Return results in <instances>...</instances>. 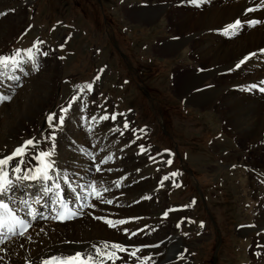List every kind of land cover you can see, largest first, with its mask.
I'll return each mask as SVG.
<instances>
[{"label": "rangeland", "instance_id": "1", "mask_svg": "<svg viewBox=\"0 0 264 264\" xmlns=\"http://www.w3.org/2000/svg\"><path fill=\"white\" fill-rule=\"evenodd\" d=\"M14 1L17 2L10 0L9 6L16 9L15 4L21 3L23 21L20 29L2 43L0 54L9 56L14 51L21 50L24 61L22 65L27 68L30 60L27 53L33 50L36 52L37 76L47 70L45 63L49 59L51 67L56 64L57 76L53 82V97L47 107V115H63L62 110L78 108L82 102L84 106H79L80 111L76 115H81L83 121L85 112L90 110L88 107H93L95 110L90 111L88 118L96 117L97 127L102 125L105 120L103 117H109L105 121L110 125L103 128L99 137L109 135L110 140H116L118 149L122 150L120 154H116L119 151L114 143L111 144L110 141L107 146H103L105 140H96L95 145L90 146L91 150L96 149V158L111 156L113 160L118 155L120 159H116V164L131 154L145 157L133 166L120 165L116 170L124 173L123 176L126 174L123 184L122 180L119 181L118 190L132 187L131 181L147 179L151 185L149 191L153 194L160 193L154 195V204L147 206L144 195L131 197L133 205L141 204L139 211L146 208V216L152 219L149 224H140L143 234L139 240L143 245L151 246L143 249V253L149 259L151 254L159 258L160 254L172 246L166 243L168 237L177 236L184 245L178 249L174 246L173 253L178 254L179 250L183 255L187 253L189 260L182 258L184 264H250V255L255 257L251 251L252 240L240 234V231L252 220L248 217H255L264 206V182L261 183L258 179V173L264 175V169L248 168V165L252 166V161H258V154L263 149L248 147V143L245 146L241 137L225 127L222 117L226 105L224 99L223 106L220 100L214 106V99L210 95V102L204 106L199 103L197 106V100L193 96L195 105L190 104L186 96L188 93L199 92L198 82H186L183 77L190 69L199 70L201 65L191 62V50L190 53L180 50L174 55H163L161 52V48L165 47L161 43L163 39L175 41L179 34L184 33H178L177 25L174 24L182 15L177 11L168 12L164 19L161 16L152 23L144 22L137 11L154 6V0ZM165 3L167 2L163 1L159 4L166 5ZM188 7L192 8L191 5ZM15 12L6 10L5 13L9 15ZM135 13L138 16L136 18ZM194 23L191 20L190 27ZM245 23L242 22V25ZM232 33L231 31L229 34ZM39 59L44 64L42 67L40 64V69ZM17 82L14 83L17 92H31V88L27 89L29 82H25L24 77H18ZM207 82L202 85H215ZM88 85H91L90 89ZM17 92L7 101V109L0 108V124H3V118L10 117L13 113L10 106L16 100ZM73 99V103L69 105ZM21 103L26 104L24 101ZM96 108L100 110L101 117L97 118ZM113 115L115 120L110 118ZM42 121L37 136L45 143L46 148L50 147L47 152H53L58 143L69 150L76 146L72 142L57 141L58 130L63 125L58 123L60 127L57 125L58 128L52 129L45 118ZM125 123L127 128L124 127ZM34 128L25 137L36 132ZM66 130L69 131L67 128ZM88 133L92 138L93 132ZM74 155H68L71 170L90 166L87 162L82 163V157L78 160ZM25 156L28 161V154ZM112 160L110 164L113 163ZM262 160L264 164V159ZM140 170L145 171L149 177L142 178L143 175L138 179L130 178V173L137 174ZM106 177L104 181L108 178ZM161 179H165L163 183ZM16 180L19 179L13 181L16 196H28L29 190L21 191L17 188ZM168 181L173 182L169 187H164ZM94 184L101 188L104 185L100 181ZM119 200L126 202L125 194H121ZM105 203L111 204L108 201ZM92 209L95 210V207ZM156 220L157 225L154 223ZM114 224L115 230L120 233L122 226ZM109 227L114 230L113 226ZM35 232L36 230L31 229L25 238L33 239ZM37 237L40 235L37 234ZM162 239L166 241L160 247ZM63 244L68 246L69 242ZM155 244L159 246H154ZM137 246L139 245H135ZM127 247L134 248V245ZM5 250H1L0 255L4 256ZM139 254L142 255L136 253V256H131V260H140ZM15 261L14 264H27L22 258ZM174 263L179 262L175 260Z\"/></svg>", "mask_w": 264, "mask_h": 264}, {"label": "bare ground", "instance_id": "2", "mask_svg": "<svg viewBox=\"0 0 264 264\" xmlns=\"http://www.w3.org/2000/svg\"><path fill=\"white\" fill-rule=\"evenodd\" d=\"M154 1L156 2L154 6L143 9L140 12L136 10L141 18H143L144 22L152 23L159 20L161 16L162 18H166L168 12L173 13L177 11V13L182 15L177 18L174 24L177 25L178 33H184L179 34L180 36L175 41L163 39L161 43H164L163 46L165 47L161 48L162 54L174 55V53L180 50L187 53L192 51L190 54L191 62L201 65H199V70L195 71L194 69H190L183 77L185 78L183 80H186V82L188 80L195 81V83L196 81L198 82L197 89H199V92H197L196 89V94L188 93L186 96L189 98L190 104L195 105V97L197 100L196 105L198 106V104L201 103L204 106L206 103L210 102V95L214 99V106L219 100L222 106L226 103L224 106L225 111L222 112L225 127L229 128L228 130L230 132L232 131L233 134L241 137L243 141H245V146L246 143H248V147L257 146L260 147V150L263 149V151H260V154H258V161H252V166L248 165V168L251 169L255 167L257 169H264L262 160L264 159V0H195V2H193V0ZM163 1L167 2L165 3L166 5L162 4L165 7L159 4ZM11 2L15 3L17 1L11 0ZM9 3L10 0H0V46L3 42L8 41L11 35H14V33L20 29L24 17L23 9L20 6L21 3L18 2L15 4L16 9L9 6ZM183 5L185 6L182 8L181 6ZM188 5H191L192 8H189ZM6 10L16 12L15 14L11 13L8 15L9 12L5 13ZM136 15L135 13V18L138 17ZM191 20L195 21L192 27H190ZM237 21L240 22L239 27L233 29L231 26ZM242 22L246 23L242 25ZM231 31L233 33L229 34ZM225 34L227 35L224 36ZM6 38L7 40H5ZM15 52L16 51H14V53ZM38 52L41 51L38 50ZM31 54L32 59L29 60L27 68L21 65L18 69L0 70V97L8 96L12 98V96L15 95L17 89H15L14 83L18 81L17 77L20 76L24 77L25 82H29L30 86H28L27 89L31 88L29 94L17 92L18 95L16 100H14L10 106L12 107L11 110L13 113L10 117L3 118V124H0V158L9 155L14 148L28 140H33L35 142L34 145L30 146L27 150L29 160L26 161V159L23 158L24 163L22 167L25 170L35 169L38 163L35 158L36 155L40 152H47L45 143L38 138L37 133L43 124L42 118H45L46 122L49 124V115H47L46 110L53 97V82L57 76V66L55 64L51 67L50 59L48 61L50 63H45L47 70L37 76L36 52L31 50ZM2 55L6 56L7 54ZM22 56L21 59H23ZM40 64L41 67L44 65L39 59V69ZM9 77H11V79ZM207 81L215 85L213 87L203 86L202 83ZM201 88L203 89L200 90ZM48 89H50V92H48ZM223 99L225 103H223ZM7 101L5 103L0 102V108L7 109ZM22 101L26 104L23 103L24 105H22ZM212 101L211 98V102ZM80 103L81 105H78V108H70L69 111L63 114L64 122L62 124L63 126L61 125L62 127L58 130L57 141L61 140L66 143H76L81 147L80 149L83 153L88 154L84 149L89 148L91 144L94 146L96 140H100L101 142L105 140L103 146L109 144L111 141L110 136L107 135L100 138L99 134L103 131L104 127H109L110 124L106 123L104 120L102 125L99 124L97 127L95 124V122H97L96 119H91L90 124H88L90 119L88 116L91 115L90 111L95 110L92 109L93 107H88L90 110L85 112V118H83L82 121L81 115H76L77 112L80 111L79 106H84V103ZM96 110L98 112L97 118L101 117L102 115L99 114L100 110L97 108ZM54 115L57 117L61 116L59 114ZM126 120H128V118H126ZM242 120L244 122H242ZM70 121H72L71 127L69 125ZM57 122H59L58 119L52 121L55 125L54 128L51 127L52 129H56L60 126ZM33 127H35L34 129L36 132L32 133L28 138L25 137L27 132L31 131ZM66 128L69 131H67ZM112 128L114 129V126ZM61 130L64 132L61 133ZM88 132H93L92 138L89 137L90 135ZM85 135H87V138H85ZM84 138L87 139V143H85ZM112 143L117 146V150L119 151V153L117 152L116 154H120L122 150L120 148L118 149L117 141L112 140L111 144ZM94 150L95 149L89 150L91 154L89 156L93 159L92 164L100 166V172H93L90 166L79 167L77 170L68 169V155L75 154L74 156L80 160L76 147L74 148L72 146L69 150L68 148L66 149L62 143H58L53 152H49L52 154L50 159L54 163L50 183H58L59 190H66V187L63 185V180H65V178H67V180L69 179L71 181L69 183L72 184V186L74 185V188L79 191L85 190L84 186L89 184L93 185L95 182L97 183V181L104 183L102 188L101 186L95 185L99 192V198L93 194L92 188L90 190L86 189V191L92 193L93 197L82 212L80 220L83 219V221L76 219L72 224L63 223L61 225L52 224L51 222H42L43 219L47 220L55 210V195L45 194V189L48 185L40 179H19L15 181L17 182L15 185L17 188L21 191L29 190V194L28 196L17 197L15 191H13L11 194L5 196L6 202H9L11 206L20 211H23L29 206L30 211H35L39 213L40 216L36 217L33 222L32 229L36 230L34 233L36 236H34L33 239L30 240L25 238L31 231L30 228L25 233V236L10 239L0 247V251H4L6 248L5 255H0V264H14L16 263L15 260L18 258L27 261V264H40L52 258L66 259L75 253H92L97 246L103 247L105 244H119L125 249L124 252H118V255L117 253L115 254V257H113L114 264H168L170 262L176 264L174 263L175 260H178V264H184L185 262L182 258H184V260H189L187 253L183 255L180 250L178 254L176 252L173 253L174 246L178 249L181 245H184L182 239L177 236H169L168 239L165 237L167 241L166 239L163 240L161 245L166 241L168 245L172 246H170L166 252L164 251L165 254L164 252L160 254L161 257L155 258L152 254L150 259L149 257H144L147 256V254L143 253L142 249L146 247V245H143L141 240H139V237L143 234L141 233L140 224H149L152 221V219L146 216L147 210L145 207L147 205H153L154 195H160V193L153 194L149 191L151 185L147 179L138 181L139 179L137 177L143 175L142 178L149 177L143 170H140L137 174L136 172H133V174L130 173V178L138 179L137 181H131L133 182V185H131L132 187L128 189H126L127 187H122L123 190H118L117 184L120 180H122L121 184H123V181H125L124 179H126V174L123 176L124 173H119L116 170L120 165L133 166L138 160L141 162L145 157L140 158L131 154L128 158H125L124 161H117L116 164L115 162L110 164V160H107V157H94ZM101 161L107 162L100 163ZM84 162L85 161L82 160V163ZM12 163H16V161ZM40 167L43 166L40 164ZM258 174H260L258 177L260 182H264V175L261 174V172ZM105 176L108 178L106 177L107 179L104 181L103 179ZM164 180L162 179L161 183H163ZM128 181L127 183H129ZM172 182L173 181H168L164 184L166 185L164 187H169ZM103 189H107V191H102ZM121 194H125L126 202L119 200ZM137 195H144L147 197L146 202H144L146 205L144 206L145 209L140 211L139 208L141 204L134 206L132 203L133 200L131 199L132 196L134 197ZM107 201H111V204H106L105 202ZM114 204L115 206H119L115 207ZM93 207H95V210L92 209ZM256 214L255 217H248L252 220L247 223L248 226L246 228L240 231V234L248 236V238L252 240L251 251H253L255 257L250 255V264H264V206L261 211ZM105 221H112L117 223L116 225L119 224V221H125V223L118 225L122 226L120 233H118L114 226L113 230ZM154 223L158 224V221L156 220ZM160 229L164 230L161 227ZM132 232L135 234H131ZM37 234H39L40 237H37ZM66 242H69L68 246H64L63 243ZM130 245H134V248L127 247ZM135 245L139 246L135 247ZM138 249L139 251H137ZM133 252L135 253L134 256H136V253L142 254H139L140 260L137 258L135 262L131 260V256L133 255H130V253ZM125 253H129L128 256H126ZM152 258L155 259L152 260ZM108 264H112V261H108Z\"/></svg>", "mask_w": 264, "mask_h": 264}, {"label": "snow or ice", "instance_id": "3", "mask_svg": "<svg viewBox=\"0 0 264 264\" xmlns=\"http://www.w3.org/2000/svg\"><path fill=\"white\" fill-rule=\"evenodd\" d=\"M195 2V0H193ZM240 22L237 21L231 27L233 29L239 27ZM22 52L21 50H17L10 56H3L0 55V70H12L18 69L22 64L23 60L21 59ZM28 59H32L31 50L27 53ZM11 79V77H9ZM18 79V77H17ZM91 85H88L90 89ZM11 97L3 96L0 97V102L5 100H10ZM71 104V102H70ZM62 111H67L64 109ZM112 120H115L116 117L113 115L110 117ZM62 125L64 122L63 115L57 117L54 114L49 115L48 121L50 127H55L52 123L53 120H57ZM93 120L96 118L93 117ZM103 119L107 120L109 117L105 116ZM124 127L127 128V123L124 124ZM55 138L54 136L52 137ZM33 140L26 141L23 145L18 146L13 150V152L4 158H0V237L4 236L5 234H18L23 236L24 233L27 231L28 227L30 226L28 223L25 222L23 218H20L16 212V209L11 206L9 202H6L5 196L11 194L14 191V179H40L45 184H47V188L45 189L46 195H55L56 200L54 203L56 204L58 209L64 210L66 205L64 203V197L60 194L59 191V184H52L50 183L52 179V172L54 169V163L50 159L52 155L49 152H40L36 155V160L38 161L37 167L35 169H28L25 170L22 165L24 163V156L27 153V150L30 146L34 145ZM143 150V149H142ZM19 158V159H17ZM112 157L108 156L107 160H111ZM16 161V163H12ZM40 162L43 163V169L40 167ZM107 161H101L100 163H106ZM170 163V161L168 162ZM96 171L100 172L101 168L99 165L96 167ZM175 175V174H174ZM167 179V177L165 178ZM65 182H68L67 178H65ZM120 185L117 184V187ZM92 192L99 198V192L95 184L91 185ZM102 191H107V189H103ZM147 199V197H145ZM111 203V201H108ZM34 216V213H31ZM63 216V211L59 214ZM167 213H165V216ZM109 224V226H115L114 222L112 221H105ZM119 224L125 223V221H119ZM135 234V233H133ZM125 249L119 244H105L103 247L97 246V248L92 253H75L74 255H70L69 257L61 258L57 264H108V261H112L114 264L113 257L117 252H124ZM139 251V249L137 250ZM130 255H135V253H130ZM118 258V257H116ZM45 264H49V262H45Z\"/></svg>", "mask_w": 264, "mask_h": 264}]
</instances>
